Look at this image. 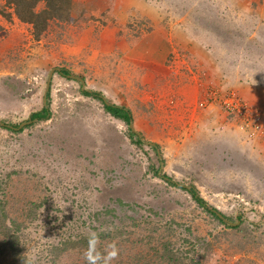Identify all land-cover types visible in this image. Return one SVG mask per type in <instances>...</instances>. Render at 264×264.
<instances>
[{
	"label": "rangeland",
	"instance_id": "1",
	"mask_svg": "<svg viewBox=\"0 0 264 264\" xmlns=\"http://www.w3.org/2000/svg\"><path fill=\"white\" fill-rule=\"evenodd\" d=\"M4 2L0 121L39 110L54 68L84 85L53 72L49 118L19 132L0 125V226L15 230L19 254L0 233V264L44 263L60 240L119 227L132 235L114 237L116 261L169 264L148 251L168 241L177 264H264V0H73L39 38ZM83 89L127 106L159 146L158 174L194 185L239 227L150 172L155 152Z\"/></svg>",
	"mask_w": 264,
	"mask_h": 264
},
{
	"label": "trees",
	"instance_id": "2",
	"mask_svg": "<svg viewBox=\"0 0 264 264\" xmlns=\"http://www.w3.org/2000/svg\"><path fill=\"white\" fill-rule=\"evenodd\" d=\"M5 4L2 6L1 11L2 13H5L4 15L9 16V14L5 12L4 6L5 7H11L13 10L14 15L17 17L18 20L31 24L32 29H33V34L35 38H39V36L43 33V31L46 29L48 21L50 19H59V20H66L69 18L70 14L72 11L75 10L76 4L73 2V0H5ZM39 3H43L41 7L37 8ZM54 73H59L60 75L67 76L68 74L71 73L70 70L60 67L58 70L54 71ZM83 95L86 96H91L92 98L97 99L100 101L103 105L104 110L109 113L112 117L122 120L126 125L128 129V137L130 141L138 146V147H144V146H149L156 155V161H153L150 159L148 163V170L152 172L155 175H158L164 179V181L171 186H176L184 189L186 192H188L192 198V200L199 206L201 207L205 212L211 214L215 219H217L219 222H221L223 225H226L231 228H236L239 227V225H234V221H230L229 218L225 215L222 214L220 216L218 213V210L213 208L212 206L208 205V203L200 196L198 193L197 189L195 188L194 185H189V186H184L182 184H179L177 181L172 180V178L165 176V175H159L158 171L160 168V164L162 162L161 160V154L160 150L158 149L159 146L156 143H151L143 139V135L136 131L132 130V128L129 126L130 121H132V113L131 110L124 105H119L115 104L112 102H109L104 98V96L101 94L100 91H93V90H81L80 91ZM48 96H49V89L46 92V102L42 104L41 108L37 111H34L30 114V116L26 120H31L30 124L25 125L24 127H29L33 124L35 120H45L49 118L50 116V108H49V101H48ZM24 120V121H26ZM22 122V121H21ZM20 122V123H21ZM19 123V124H20ZM17 124V126L19 125ZM12 126H15L14 124H9ZM6 127V126H4ZM23 127V128H24ZM10 128V127H7ZM23 128L19 129L21 131ZM11 130H15L13 128H10ZM238 219V218H237ZM125 227H119L116 230L113 229H106L103 228L102 230H97L96 232L100 233V240H101V245L100 249L103 251L104 247L109 244V240L113 241L115 236L119 235H124V236H130L132 233L128 232ZM18 230V228H17ZM16 230V231H17ZM155 230V228L153 229ZM189 231V228H187ZM15 230H12L5 225L0 226V233L5 235V238L8 240H4L3 245H6L8 243V247L12 249L13 252H15L16 255L18 254V248L16 247L17 245V236L14 234ZM89 234V233H88ZM88 234H83L81 235L77 241L75 240L74 242H70L69 240H60V243L57 245H50L48 249L50 250L51 254L53 255L50 259L47 260V262L44 263H37V264H86V261L84 259V252L88 247ZM142 236L140 237V241L142 242ZM9 241V242H8ZM204 241L200 236L195 237V243H191L193 245H200L201 244H206L203 243ZM111 243V242H110ZM136 243H139L138 241L133 240V242L130 243L129 247H134ZM1 245V246H3ZM209 244H206L204 247L208 252V246ZM68 247H72L75 249L78 253L76 254V260L75 261H66L60 259L61 253L64 252ZM177 249V247H176ZM157 251V250H162L163 252L161 253V256H166L170 257L172 259H168L169 264H177L179 261L178 256L174 259L173 254H172V246L170 242L165 241L157 246H153L148 251ZM149 254V253H148ZM141 256V255H140ZM144 257V256H143ZM137 262H145L147 263H142V264H153L152 260H136ZM184 260H180L181 264H185L183 262ZM70 262V263H69ZM132 260H127V261H114L113 264H130ZM191 263H193V260H191ZM23 264H30L28 263H23Z\"/></svg>",
	"mask_w": 264,
	"mask_h": 264
},
{
	"label": "clouds",
	"instance_id": "3",
	"mask_svg": "<svg viewBox=\"0 0 264 264\" xmlns=\"http://www.w3.org/2000/svg\"><path fill=\"white\" fill-rule=\"evenodd\" d=\"M253 83L255 81L253 80ZM100 233L90 231L88 234V247L84 252L86 264H113L119 258V248L116 242L107 244L103 251L100 249Z\"/></svg>",
	"mask_w": 264,
	"mask_h": 264
},
{
	"label": "water",
	"instance_id": "4",
	"mask_svg": "<svg viewBox=\"0 0 264 264\" xmlns=\"http://www.w3.org/2000/svg\"><path fill=\"white\" fill-rule=\"evenodd\" d=\"M58 69L59 68H54V69L50 70V72H49V76H48V80H47V84H46V88H45L46 91H45L44 98H43V102L44 103L46 102V92L49 89V85H50V81H51L53 72L56 71V70H58ZM67 76H69L71 78H76L78 81H80V83L82 84V86L84 85V80L82 78L77 77V76H74V75H69V74ZM30 123H31V120H26V121L21 122L18 126H12V125H9V124H6V123L0 121V125L1 126L10 127V128L15 129V130H19V129L23 128L25 125L30 124ZM129 126L132 128V130H134V128L132 127V121H130ZM161 166H162V163H161ZM218 214L220 216H222L221 213H218Z\"/></svg>",
	"mask_w": 264,
	"mask_h": 264
},
{
	"label": "built area",
	"instance_id": "5",
	"mask_svg": "<svg viewBox=\"0 0 264 264\" xmlns=\"http://www.w3.org/2000/svg\"><path fill=\"white\" fill-rule=\"evenodd\" d=\"M226 100H227V99H225L224 103L227 104V106L229 107V102L226 101ZM229 108H231V107H229Z\"/></svg>",
	"mask_w": 264,
	"mask_h": 264
},
{
	"label": "crops",
	"instance_id": "6",
	"mask_svg": "<svg viewBox=\"0 0 264 264\" xmlns=\"http://www.w3.org/2000/svg\"><path fill=\"white\" fill-rule=\"evenodd\" d=\"M241 7H243V6H241Z\"/></svg>",
	"mask_w": 264,
	"mask_h": 264
}]
</instances>
